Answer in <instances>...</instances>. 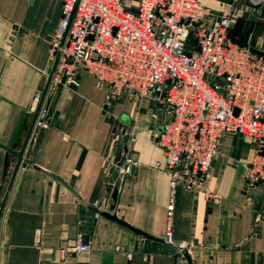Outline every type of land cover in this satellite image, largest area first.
<instances>
[{"label": "crops", "instance_id": "obj_1", "mask_svg": "<svg viewBox=\"0 0 264 264\" xmlns=\"http://www.w3.org/2000/svg\"><path fill=\"white\" fill-rule=\"evenodd\" d=\"M200 2L233 11L230 37L264 52V4ZM60 18V0H0V264H264V182L245 177L251 139L223 135L208 179L217 201L178 187L166 242L169 178L153 135L167 107L154 93L109 102L84 69L78 87H48L38 114L49 124L34 129L12 178ZM123 157L135 162L125 177ZM115 187L110 212L127 225L102 215ZM79 232L91 249L62 257Z\"/></svg>", "mask_w": 264, "mask_h": 264}, {"label": "built area", "instance_id": "obj_2", "mask_svg": "<svg viewBox=\"0 0 264 264\" xmlns=\"http://www.w3.org/2000/svg\"><path fill=\"white\" fill-rule=\"evenodd\" d=\"M61 18L49 51L57 57L49 88L78 87L79 69L113 102L123 95L155 94L168 114L153 135L168 175L164 240L172 242L178 187L218 200L209 172L224 134L247 136L255 149L245 177L264 182V52L229 35L233 12L216 13L200 0H60ZM261 6L264 0H248ZM43 97L37 89L27 112ZM49 122L38 114L34 129ZM135 162L123 157L118 169L131 174ZM163 164V167H161ZM79 232L62 257L87 252ZM130 258V254H127Z\"/></svg>", "mask_w": 264, "mask_h": 264}, {"label": "water", "instance_id": "obj_3", "mask_svg": "<svg viewBox=\"0 0 264 264\" xmlns=\"http://www.w3.org/2000/svg\"><path fill=\"white\" fill-rule=\"evenodd\" d=\"M256 51H257V50H256ZM56 60H57V57L55 58L54 62L52 63V66H51L50 72L48 73L47 80H46V83H45V86H44V89H43V97H44V95L46 94V92H47V90H48V86H49V83H50L51 74H52V72H53V69H54V66H55ZM43 97H42V99H43ZM41 104H42V100H41L40 104L38 105L36 112H35L34 115H33L30 129H29V131H28V134H27V136H26L25 142H24V144H23L21 150H20L18 153H15V155L17 156V162H16V165H15V168H14V172H13V176H12V178L14 177V175H15V173H16V171H17L19 165H20V162H21V159H22V155H23V153H24V150H25V147H26V145H27V142H28V139H29V137H30V134H31V132H32V130H33L34 123H35L36 118H37V116H38V113H39V111H40ZM111 197H112V203H111L110 206H109V211H107V212H105V211L102 212V215H104L105 217H107V218H109V219H111V220H114V221H116V222H118V223H120V224L127 225L124 221H122L121 219H119L114 213H111V212H110V211H112V210L114 209V207H115V203H116V199H117V188H116V187L113 189V192H112Z\"/></svg>", "mask_w": 264, "mask_h": 264}, {"label": "rangeland", "instance_id": "obj_4", "mask_svg": "<svg viewBox=\"0 0 264 264\" xmlns=\"http://www.w3.org/2000/svg\"><path fill=\"white\" fill-rule=\"evenodd\" d=\"M233 12V11H232ZM234 17H232V20H233Z\"/></svg>", "mask_w": 264, "mask_h": 264}]
</instances>
